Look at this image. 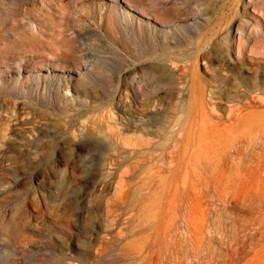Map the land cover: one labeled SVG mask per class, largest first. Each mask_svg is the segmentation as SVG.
Listing matches in <instances>:
<instances>
[{
	"label": "rangeland",
	"instance_id": "374dc122",
	"mask_svg": "<svg viewBox=\"0 0 264 264\" xmlns=\"http://www.w3.org/2000/svg\"><path fill=\"white\" fill-rule=\"evenodd\" d=\"M122 10L129 14L133 30L137 25L142 29L133 41L122 33L119 41H111L105 29L107 17ZM55 25L62 26L65 40L55 36L59 30ZM154 26L169 34L167 42L179 46L175 63L162 61L166 41L163 33L155 40L150 36ZM202 33L205 48L200 52L192 48L184 55ZM31 36L41 39L40 45ZM47 45L55 46L49 47V59L43 54L50 53ZM263 55L264 0H0V134L3 141L35 138L37 148L44 150L20 164L14 189L21 192L13 191L9 199L0 195V264H150L141 251L144 234L139 229L145 221L159 218V207L166 217L163 222L175 223L181 238L187 214L192 234L210 247L209 253L191 255L183 264H264ZM227 60L247 66L250 73L239 70L254 80V87L244 88L230 74ZM163 67L167 74L183 72L179 93L157 85ZM252 72H258L256 78ZM112 73L119 79L110 97L106 79ZM134 73L140 78L127 90L158 101L162 97L163 111L187 130L185 143L181 135L172 142L177 150L184 146L189 162L187 183L178 187L170 208L168 204L116 208L110 187L125 167H108L111 153L97 143L104 133L120 148L122 138L130 139V144L143 138L132 132L119 134L124 128L113 119L122 114L110 109L125 98L128 82L122 77ZM193 80L201 83L193 104L172 107L178 94L189 98ZM109 114L113 119L107 118ZM0 148L15 155L20 149L30 151L29 146ZM121 151L119 156L125 157L127 152ZM8 179L0 174V184ZM131 179L126 182L138 181ZM138 186L131 188V195H139ZM181 200L188 204L187 211L181 209L184 205L178 207ZM232 211L240 213L242 225L234 237L220 240L213 229L215 217L224 219ZM168 262L161 258L157 264H179Z\"/></svg>",
	"mask_w": 264,
	"mask_h": 264
},
{
	"label": "bare ground",
	"instance_id": "6f19581e",
	"mask_svg": "<svg viewBox=\"0 0 264 264\" xmlns=\"http://www.w3.org/2000/svg\"><path fill=\"white\" fill-rule=\"evenodd\" d=\"M126 3L129 5L128 2H126ZM63 8H64V5H63ZM66 26H67V24H66ZM104 26H105V29H106L107 34L110 37L111 41L112 40L113 41H117V40L119 41L121 36H120V38L118 36L121 33L124 34V36L127 39L130 38V40L133 41L134 38H136V39L139 38L140 34L142 33V29H141L140 25H137L138 27L136 30H133L131 28L130 16L125 10H122L120 13L113 12V14L111 16L107 17ZM238 26L240 27L239 23H238ZM241 26H242V24H241ZM56 27L57 26L55 25V28ZM60 27L58 25L56 30H58V29L59 30H58V32L55 31L57 33L55 36L62 39L61 41H63L67 37L65 35L64 30H62V26H60ZM119 30H121V31H119ZM36 32H38L41 35V33L39 31L36 30ZM175 32L176 31L174 30L171 34L170 38H172V40H174L173 36H175ZM149 33H150V36L154 40L156 39V36L158 34H161V33H163L164 39L168 38V36H169V34L167 32H163V30L158 31L155 26L149 30ZM237 33H238V30H237ZM240 33H239V35H240ZM74 34H75V32H74ZM32 35L35 36V33L33 32ZM33 37H32V41H34V42H36V44L40 45L39 40L41 42V39H38L37 37L36 38L35 37L33 38ZM57 37L55 38V40H57ZM26 40H27L28 44H30L29 39H26ZM58 41H59V39H58ZM58 41L56 42V45L59 44ZM165 41H166V39H165ZM169 41H171V40H169ZM30 42H31V40H30ZM166 42L164 44H162V46L164 45L163 48L165 49V52L162 54V57H163L162 61H168L171 63H172V61H174V63H175V56L178 55L179 52L176 53L174 51L179 46L177 45V43H172V42L166 43ZM31 44H34V43H31ZM52 44H54V43H52ZM34 45L31 49L34 48ZM38 45H37V47H38ZM54 45H51V47ZM41 46L43 47V44H41ZM205 46H206L205 36L202 33V35L197 38L195 44L190 43L188 45L187 49L183 53H184V55L191 53L192 48L195 51L200 52L205 48ZM46 47L49 48L50 46L47 45ZM54 47H52V48H54ZM50 48L47 51L48 53L51 51ZM37 49H39V48H37ZM55 49H57V48H55ZM58 49H60V48L58 47ZM35 50H36V48H35ZM39 51H40V49H39ZM76 51H78V50H76ZM237 51H239V47L237 48ZM43 52H44V50H43ZM51 52L49 54H45V53H43V54L45 56L47 55L46 58L49 59L48 55L50 56ZM55 52H53V54ZM40 53H42V51H40ZM259 53L263 54L262 52H259ZM31 54H32V52H31ZM60 54H62V53H60ZM206 54H208V53H206ZM256 54H258V53H256ZM28 55H29V52H28ZM34 55H35V53L33 52L32 56H34ZM44 55H42V56H44ZM51 56H53V55H51ZM235 56H238V54ZM244 58H245V56H244ZM227 62L231 65L229 67V69L232 71V72H230V74L235 75L237 78H239L241 80V82L240 81L239 82L241 83L242 86H244V88L247 87V89H248V87H250V86L254 87V83H255L254 80H252V78L248 79L247 78L248 75H246V74L244 75V72L239 70V69H241V70L244 69L245 71H248L247 66H245L244 64L243 65L242 64L236 65V63L234 61H230V60H227ZM186 65H188V64H186ZM163 66H165V65H163ZM170 68L172 70L175 69V67H172V64H171ZM166 70H167L166 67H163L162 74H161V77L159 79V83L157 85L169 86L171 88V90H174L176 93H179L181 81L183 79V74H182L183 72H180V73H177V72L172 73L171 72L170 73L168 71L169 73L167 74ZM234 71H236V72L234 73ZM247 73H250V71H248ZM112 74L110 77H108V79H106V80H108L109 84L111 85V86H107L108 90L106 92L107 96H110V97L114 96V94L116 93V91H117L116 84L118 83V79H119L116 76L117 80H115L114 79L115 76H114V74L113 75ZM257 74H258V72H254V73L252 72V77L256 78ZM136 77L140 78L139 74L134 73L133 75H126V76L122 77L123 79H125V81L128 82V85L125 87V90L123 92L125 95V98L119 102L116 101L113 104L114 107L110 108L111 111L114 108L117 109L122 115H121L120 119H113V117L110 114L107 116V118L113 119L114 124L119 125L120 127L124 128L122 130L120 129L119 131H117L119 134L126 131V132H132L134 134H137L138 136L141 135V136H143V138H138L132 144H130V142H131L130 139L122 138L123 140L120 143L121 144V148H120L117 144L115 145L116 141L110 136V134L104 133L101 137H99V141L97 143L101 147L105 146L104 148L109 153H111V156H110V154H108L110 157L109 156L107 157L108 158L107 161L108 162L110 161V163H108V167L110 166V168L112 167V169H113L114 167L116 168L118 166L119 167L123 166V168L124 167L126 168V169L124 168L121 172H119L120 174L117 173V174H119V178L116 181L114 180V182L111 184V187H110L111 190L115 194L114 205L116 208L123 207L126 205H131V204L132 205L137 204L139 206H143V205L146 206V205H152V204H158V205L166 206V204H168V207L170 208L171 204L176 199L178 187L182 184L187 183L186 171L188 169V162L189 161H187L185 159L186 151H185L184 146H183L184 149L180 148V146H179L181 143H185V140L187 139V132H186L187 130L186 129L181 130V126L180 127L178 126L179 127L178 130L176 129V127L178 125L177 121H176L177 119L173 118L172 116H168L169 113H167L165 111L166 109L163 111L164 104L166 105V103L160 102L162 97H160V99L158 101L157 99L150 98L148 95L143 94V92L140 93L141 97H139V93L137 95L134 92V94H135V97H134V94L130 93V91L127 90V88L131 87L130 85L133 83V81H135ZM262 77L263 78L261 81L264 82V71H262ZM217 78H218V76H217ZM237 78H236V80H237ZM68 84H69V82H68ZM185 84H186V82H185ZM218 86H220V85H218ZM237 86H238V84H237ZM200 88H201L200 81L193 80L191 83L190 91H189V98L187 100H185L184 98L180 97L178 94L177 95L178 100H174L175 102H171V106L179 108L185 104L186 105H192L193 104V96L196 93L200 92V90H201ZM57 89H59V88L57 87ZM233 93H234V96L237 95L236 91H233ZM243 98H244V96H243ZM244 102L242 103V105L244 104ZM246 102H249V101H246ZM253 104H254V102H253ZM247 106H248V103H247ZM168 109L171 110L170 107ZM183 109H184V107H183ZM32 118H33V116H32ZM198 124H199V122H198ZM4 131H5V129H4ZM0 132H1V129H0ZM97 132L100 133V130H98ZM179 135H181V137H180L181 143L177 144V146H179V148H180L177 150L176 146L174 144L176 143L175 140H176V138H178ZM173 141H174V144L172 143ZM204 142H207V140H204ZM189 144L190 143H188V145ZM27 146L30 147L29 148L30 151L28 153H26V151H23V149H20V151L18 153H16V155L12 152H8L9 149H7V148H11V147L22 148V147H27ZM0 147H6V149H7L6 152H0V174L9 176V179H8L9 181L5 180L3 183L0 184V195L8 197L13 191L16 194L21 192V190H15L14 189L15 186L17 187V182H18L19 177H20L19 173H18L21 170L20 164L22 162H29V160H31V158L35 159L36 155L39 153H42L44 150L37 148L38 145H37V140L35 138L32 140H29V141H25V142L21 141L20 138H19V142L14 140V139H9V140L3 141L2 134H0ZM186 147L188 150L189 147L188 146H186ZM0 150H1V148H0ZM121 150H123V152L124 151L127 152L125 157L119 156ZM188 152H189V150H188ZM189 154H190V152H189ZM46 155L47 154H45V156ZM190 156H192V155H190ZM205 156L206 155H204V158H205ZM186 157H187V155H186ZM38 159H39V157H38ZM43 159H45V158L43 157ZM209 159L211 160L210 157H209ZM36 160H37V158H36ZM189 160H191V159H189ZM211 164H213V163H211ZM217 164H218V162H217ZM26 165H27V163H26ZM108 170H109V168H108ZM166 170H171V173H169L167 175H162L163 172ZM112 172H114V171H112ZM43 174H45V173H43ZM41 176H42V174H41ZM107 176H108V172H107ZM21 177H22V175H21ZM131 178H133V179L138 178V181H136V182L134 181L135 183L133 185L130 183H127L126 180H128V179L132 180ZM113 179H114V177H113ZM12 184H14V185H12ZM135 185H139L138 186L139 195L138 194L137 195H131L130 194L131 188ZM8 199H9V197H8ZM182 202H183V200H181L180 204L178 205L179 208H181L184 205ZM186 206L184 205L181 209H183ZM233 207H235V206H233ZM236 209L237 208H235V210ZM158 210L159 211L156 214H158L159 218L157 219V217H156L155 221H153V222L147 223L145 221L142 225H140V229H139V232L144 234V236L142 238L141 251L146 256V259L148 260V262L150 264L159 263L161 261V258L168 260L170 263H171V261L173 262V260H174V262L177 261V262H179V264L180 263L183 264V263H185L186 260H188V258L191 255H193L194 258L195 257L198 258L199 255L201 254V252H208L209 253L211 251L210 247L208 245L205 246V244H203L202 241L201 242L198 241L199 239H197V237H196L197 235L195 236V234L194 235L192 234V232L194 231V227H192L188 224L189 223L188 221H190V220L188 219L187 214H185V216H187V218H185V221H184L186 228H184L185 232L183 234V238H181V236L178 235L179 233L177 232L178 228H176L177 227L176 224L172 223L171 225H169L168 222L167 223H166V221L163 222L164 221L163 220L164 213L162 214L163 211H160V207ZM184 210H186V209L184 208ZM226 210H227V207H226ZM127 216L130 217L129 215H127ZM164 218H166V217H164ZM214 221H215L214 222L215 226L213 227V229H214L215 233L220 237V240L225 238V237H229V236L234 237V235L236 234V232H235L236 228L239 229L242 225V217L240 216V213H238L236 211H232L231 215L230 214H228L227 216L225 215L224 219L221 216H219V217L216 216ZM124 227H125V225H124ZM37 232L42 234L38 230H37ZM42 232H44V231H42ZM101 249H102V247H101ZM227 249H228V247H227ZM95 251L98 254L102 253L98 249H96ZM237 252H238V249H237ZM162 254H163V257H162ZM208 261H209V259H208ZM203 263H204V261H203ZM171 264H173V263H171ZM209 264H211V262ZM213 264H214V262H213Z\"/></svg>",
	"mask_w": 264,
	"mask_h": 264
}]
</instances>
